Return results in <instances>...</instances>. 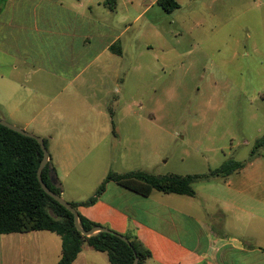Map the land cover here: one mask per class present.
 <instances>
[{
  "label": "rangeland",
  "instance_id": "374dc122",
  "mask_svg": "<svg viewBox=\"0 0 264 264\" xmlns=\"http://www.w3.org/2000/svg\"><path fill=\"white\" fill-rule=\"evenodd\" d=\"M103 1L79 0L97 31L106 25L120 36L113 49L94 40V62L90 52L60 70L62 43L49 37L44 70H2L10 78L0 79V119L45 140L68 203L91 198L108 173L207 175L245 162L227 181L196 182L194 197L165 201L181 213L172 219L191 246L206 234H250L244 225L264 217V0H176L172 13L157 0H116L115 12Z\"/></svg>",
  "mask_w": 264,
  "mask_h": 264
},
{
  "label": "crops",
  "instance_id": "0c3cea01",
  "mask_svg": "<svg viewBox=\"0 0 264 264\" xmlns=\"http://www.w3.org/2000/svg\"><path fill=\"white\" fill-rule=\"evenodd\" d=\"M104 1L98 5L108 12L116 11L105 7ZM91 9L79 0L75 5H66L63 0H0V79L10 78L3 69L24 71L38 66V69L44 70L42 46L45 53L49 37L56 38L58 44L62 43L60 70L75 69L89 59L90 52L91 62H94L96 52L91 49L94 40L107 39L104 51L112 50L120 36L106 25L97 31V24L90 16ZM115 53L119 54L118 51ZM231 176L224 178L225 181ZM107 193L108 199L102 202ZM156 194L163 193L153 191L144 198L109 182L94 205L78 207L77 212L98 226L107 227L120 235L137 237L151 254L146 264H264V217L258 226L249 222L245 224L246 230L251 228L253 232L242 238L234 235L212 238L206 234L203 245L191 246L182 240L185 232H180L172 219L174 214L181 213L165 201L170 202V196L175 194H163L164 197ZM146 202H150L152 207L144 209L140 206V203ZM141 212L148 215L156 227L131 214ZM245 214L255 217L254 214ZM52 235L46 231L0 235V264H57L61 241L57 235ZM257 236L262 239V244L257 241L254 244V239H259ZM97 254L86 247L72 264H106Z\"/></svg>",
  "mask_w": 264,
  "mask_h": 264
},
{
  "label": "trees",
  "instance_id": "16d2710c",
  "mask_svg": "<svg viewBox=\"0 0 264 264\" xmlns=\"http://www.w3.org/2000/svg\"><path fill=\"white\" fill-rule=\"evenodd\" d=\"M156 3L166 13L180 8L176 0H157ZM103 5L114 11L116 0H105ZM43 141L46 147V142ZM255 145L258 147L262 144ZM42 157L36 140L0 125V235L36 231L57 235L61 241V254L57 264H72L86 247L105 254L109 264H132L133 252L139 258L138 264H146L151 254L137 237L124 236L131 245L129 247L116 235L100 232L84 237L75 229L72 214L50 198L38 183L37 169ZM245 166V162L227 160L218 168L210 170L207 175L157 176L140 170L124 174L108 173L91 198L69 204L76 211L78 207L94 205L109 182L144 198L150 196L153 191L194 197V183L219 177L227 178ZM41 176L49 190L61 196L50 156ZM77 214L79 224L84 230L88 231L97 226L78 212Z\"/></svg>",
  "mask_w": 264,
  "mask_h": 264
},
{
  "label": "water",
  "instance_id": "95a60500",
  "mask_svg": "<svg viewBox=\"0 0 264 264\" xmlns=\"http://www.w3.org/2000/svg\"><path fill=\"white\" fill-rule=\"evenodd\" d=\"M0 125L11 130V131H14L22 136H25V137H28V138H31V139H34L36 140V142L39 144L40 146V149L42 151V154H43V157L40 161V164H39V167L37 169V180H38V183L40 184V187L41 189L50 197L52 198L55 202H57L59 205H61L62 207H64L67 211H69L72 216H73V223H74V227L75 229L84 237H90L94 234H97V233H100V232H104V233H109V234H113V235H116L117 237H119L123 242H125L129 247H131L129 241L124 237V236H121L119 234H116L114 233L113 231L105 228V227H102V226H95L93 228H91L90 230L86 231L84 230L80 224H79V220H78V214H77V211L70 206V204L65 201L61 196L53 193L52 191L49 190V188L44 184L43 180H42V171L44 169V167L46 166V164L48 163L49 161V153L44 145V141L43 139L37 137V136H34L26 131H24L23 129H20L16 126H13V125H10L8 123H6L5 121L1 120L0 119ZM134 253V260L132 262V264H138V261H139V258L138 256L136 255L135 252Z\"/></svg>",
  "mask_w": 264,
  "mask_h": 264
}]
</instances>
